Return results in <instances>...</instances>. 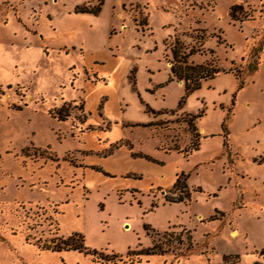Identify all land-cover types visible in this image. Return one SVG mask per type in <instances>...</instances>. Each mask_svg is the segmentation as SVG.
<instances>
[{
  "label": "rangeland",
  "instance_id": "374dc122",
  "mask_svg": "<svg viewBox=\"0 0 264 264\" xmlns=\"http://www.w3.org/2000/svg\"><path fill=\"white\" fill-rule=\"evenodd\" d=\"M82 4L0 0V264H264L229 222L264 207V0ZM174 40L222 70L185 93Z\"/></svg>",
  "mask_w": 264,
  "mask_h": 264
},
{
  "label": "trees",
  "instance_id": "16d2710c",
  "mask_svg": "<svg viewBox=\"0 0 264 264\" xmlns=\"http://www.w3.org/2000/svg\"><path fill=\"white\" fill-rule=\"evenodd\" d=\"M101 0H97L96 5L89 6L87 4H82V5H77L74 7V11H79V12H97L98 6L100 4ZM234 7H239V4H232L230 6L229 14L232 18H237L235 14L233 13ZM142 23H145V20H143ZM177 40H174L173 43L169 46L170 54H171V59H170V65H169V78H174L176 80H181L183 83V89L184 92L187 93L190 90L197 88L199 86V83L203 79L211 78L217 73L219 70H222L218 66H216L212 62H199V63H192V62H187L186 57L191 53V50H188L186 53H182L179 50V46L177 45ZM237 78V86L240 87L243 82L242 80L235 75ZM182 98L179 99L178 104H180ZM191 118L186 119V122L188 124H191L192 122ZM151 124V122L149 123ZM193 128H194V124ZM195 129V128H194ZM193 149H196V143H194ZM180 174H177L174 178V181L172 182V190H175L178 188V190L181 191L184 190L183 194L185 197H187L188 191L186 190V184L184 181L180 180ZM185 178V177H183ZM178 194L177 198H168L166 195L164 198L168 201H178L182 200V196ZM149 226H145V229H148ZM74 236H77L75 239L73 238ZM63 244H67L66 246H59L58 244H42V248H47L51 250H60L62 248H71V249H76L78 251H82L84 253H89V254H94L96 252V249L94 248H89L83 244V236L80 233L73 232L69 234L66 238H64L63 241H60ZM150 245L145 246V247H140L136 250L134 249H127L126 252H133L137 254H142V255H151V254H160L162 253V249L160 245L158 244L157 240L151 237L150 240ZM189 249V246H187V250ZM260 253L264 252V246H262L259 249ZM237 257V253H233L232 255L230 253L223 254L222 256V261L216 264H233V260H230L229 257ZM257 264V262H255Z\"/></svg>",
  "mask_w": 264,
  "mask_h": 264
},
{
  "label": "crops",
  "instance_id": "0c3cea01",
  "mask_svg": "<svg viewBox=\"0 0 264 264\" xmlns=\"http://www.w3.org/2000/svg\"><path fill=\"white\" fill-rule=\"evenodd\" d=\"M220 156V155H218ZM222 159H225V157H223ZM222 162V161H221ZM228 169V168H226ZM230 170L228 169L227 174V182L229 181V175L230 174ZM175 176V175H174ZM187 176V174H186ZM186 176H184L186 178ZM221 187V185H218L215 189V193H213V196L217 194V190ZM201 189H198L196 191H200ZM190 195V193H189ZM240 201V200H237ZM243 204H239L236 205L234 207V211H235V215H234V219L231 217L233 216L231 214L229 222L230 225L232 226V229H235V232L237 233L236 236H232V237H242L245 238L244 239V244L243 245V249H259L262 246H264V207H259L255 210L252 211H248L247 209H242ZM217 209V208H214ZM220 210V209H219ZM223 211V210H221ZM242 214H246L247 217L249 216L250 219H247V221H242L240 220V218H235L236 216H240ZM214 219V218H213ZM215 222L219 221L218 218L214 219ZM250 222V223H249ZM251 226V227H248ZM231 229H228V234L229 231ZM233 233V231H232ZM229 253V252H228Z\"/></svg>",
  "mask_w": 264,
  "mask_h": 264
},
{
  "label": "bare ground",
  "instance_id": "6f19581e",
  "mask_svg": "<svg viewBox=\"0 0 264 264\" xmlns=\"http://www.w3.org/2000/svg\"><path fill=\"white\" fill-rule=\"evenodd\" d=\"M237 233L233 231L232 235H236Z\"/></svg>",
  "mask_w": 264,
  "mask_h": 264
}]
</instances>
